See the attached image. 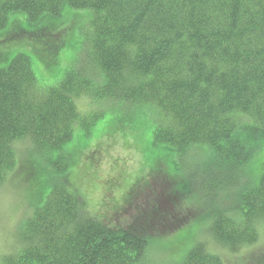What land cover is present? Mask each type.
I'll use <instances>...</instances> for the list:
<instances>
[{"label":"trees","instance_id":"16d2710c","mask_svg":"<svg viewBox=\"0 0 264 264\" xmlns=\"http://www.w3.org/2000/svg\"><path fill=\"white\" fill-rule=\"evenodd\" d=\"M66 9L93 13L82 24L87 63L52 85L38 82L24 53L0 67V188L17 171V144H28L34 162L26 171L34 185L33 212L0 253V264H151L150 242L207 217L212 246L199 242L183 260L173 263V256L163 264H227L225 254L254 245L264 224V171L255 185L248 186L247 177L264 140V0H0V30L11 14L22 13L33 28L23 30L22 38L56 50L81 22L42 20H59ZM13 18L8 40L21 31V16ZM84 99L95 112L81 107ZM107 102L144 108L154 146L183 155L193 146H209L207 161L196 165L176 194V179L165 178L163 165L147 174L146 187L156 177L170 185L165 206L150 197L137 207L141 192L135 184L119 209L111 206L99 216L65 175L74 155L68 144L79 131L92 132ZM37 164L51 171L54 182L46 192L39 188ZM191 193L201 198L182 208ZM230 195L236 205L226 202ZM199 199L204 206L194 208ZM132 208L138 217L114 221ZM250 251H242L249 262Z\"/></svg>","mask_w":264,"mask_h":264},{"label":"rangeland","instance_id":"374dc122","mask_svg":"<svg viewBox=\"0 0 264 264\" xmlns=\"http://www.w3.org/2000/svg\"><path fill=\"white\" fill-rule=\"evenodd\" d=\"M14 15L21 16V31L17 33L19 37L8 40L5 38L15 21ZM90 15H93L91 10L66 9L62 17L58 18L59 20L43 17V23L54 22L56 25L65 26L74 20L81 22V25L76 26L64 41L55 45L56 50H54L48 44H35L27 37L22 38L23 30H33V28L29 27L24 14H11L6 27L0 30V67L5 66L17 53H24L29 56L32 68L41 85L57 84L70 70H75L89 61L90 48L85 41L88 34L86 29L82 31V24L88 22ZM95 77L98 78L96 83L103 82L100 73L96 72ZM79 104L87 109V112H95L97 109L87 99L80 101ZM104 106L108 108L93 126L92 132L85 135L79 131L68 144V149L72 150L74 155L71 157L65 175L68 174L72 184L80 190L86 206L99 216H106L108 210L112 209L111 206L117 205L119 209L127 193L135 184L139 185L138 190L141 192L134 201L138 204L137 207L142 206L147 200L151 201L150 197H154L153 200L156 199L162 206H165L169 200L170 185L165 183L166 179L160 181L159 177H156L146 187L144 183L149 176L147 174H150L152 168L159 166L161 168L163 165L162 171L166 173L165 178L176 179V184L171 187L172 193L176 194L184 189V184H187L189 180V174L196 171L197 168L194 169L196 165L207 161L209 146H193L187 155L179 154L161 145L154 146L152 144V124L144 108L122 102H112L111 105L107 102ZM249 120L252 124V120ZM107 132H113V134L107 137L108 135H105ZM194 148H199L200 155H195ZM261 148L264 150V140L257 150V152L260 150L261 155L250 161L251 175L247 179L252 183L248 186L255 185L264 171V151L262 152ZM29 150L27 143L17 144L15 162L17 171L13 172L8 184L0 188V253L8 249L23 224L25 216L33 212L30 203L33 202L31 194L34 185L29 184V177L26 174V171L33 170L34 167L33 155L29 154ZM79 152L80 155H78ZM39 163H45L43 157L39 156ZM37 167L41 172L39 188L45 189L44 192H46L54 182L51 171L48 167L44 168L38 164ZM107 197L111 200L104 206L103 203L107 201ZM174 197L178 198L176 195ZM195 198L201 197L191 193L185 199L184 195L179 205L182 208L189 207L190 204L195 203ZM225 199L230 204L235 203L236 200L234 195L227 196ZM176 204L178 207V201ZM204 204L205 200L199 199L194 208L201 209ZM235 209L238 208L235 207ZM134 210L130 209L128 214L126 211L119 212L114 221H117L120 216L123 220L125 216L129 220L138 217V213ZM210 225L211 218L209 217L193 220L183 229L155 238L152 243L150 242L151 264L167 263L173 256L176 257L173 263H177L184 259L187 251L194 244L199 242L211 243L212 246L213 236L210 232ZM244 249L234 256L225 254L227 264H243L241 257L243 261L245 259L248 261L245 255L242 256V251L246 250H252L248 264H263L264 224L259 228L258 241ZM245 253L248 255V251Z\"/></svg>","mask_w":264,"mask_h":264}]
</instances>
